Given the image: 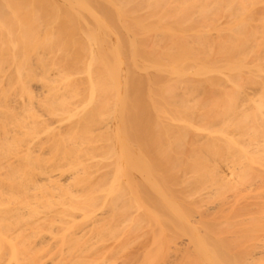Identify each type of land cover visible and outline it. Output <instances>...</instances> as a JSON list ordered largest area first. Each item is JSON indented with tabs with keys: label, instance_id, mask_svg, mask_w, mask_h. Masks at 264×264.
Returning <instances> with one entry per match:
<instances>
[{
	"label": "bare ground",
	"instance_id": "1",
	"mask_svg": "<svg viewBox=\"0 0 264 264\" xmlns=\"http://www.w3.org/2000/svg\"><path fill=\"white\" fill-rule=\"evenodd\" d=\"M0 264H264V0H0Z\"/></svg>",
	"mask_w": 264,
	"mask_h": 264
}]
</instances>
